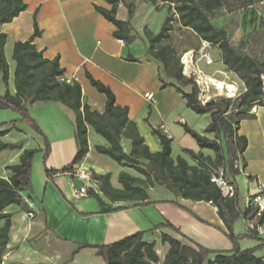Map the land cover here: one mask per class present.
<instances>
[{
    "label": "crops",
    "instance_id": "obj_1",
    "mask_svg": "<svg viewBox=\"0 0 264 264\" xmlns=\"http://www.w3.org/2000/svg\"><path fill=\"white\" fill-rule=\"evenodd\" d=\"M124 1L133 5L134 12L131 19L133 26L140 0ZM22 2L25 4V9L11 22L0 24V33L6 36L4 46L6 61L7 51L10 50L12 54L15 42H24L33 35L35 18L40 32V36L33 40L36 50L41 52L45 59H58L59 67L64 70L61 81L79 84L82 105H86L90 111L101 114L106 102L105 96L90 85L86 77L88 74L112 91L116 105L127 108L128 119L135 124L150 152L156 153L161 149L158 137L153 134V129H160L171 139V158L174 161L180 157L188 165H195L184 150L212 157L211 151L199 149L193 139L192 141L187 139V144H181L174 155L172 133L177 130L185 138L187 134L181 133L179 125L188 126L187 122L180 117V113L182 114L185 108V110L189 109L180 92L187 94L190 90L182 89L163 75L162 66L146 54L145 46L141 50H135L132 46L113 37L115 27L94 8L97 6L110 10V5L103 0H22ZM116 17L122 21L127 18V10L123 4H119ZM214 21L219 22V26L213 24L216 28L225 29L227 38L234 47L243 51L251 50L264 62V0H251L250 4L235 11L219 9L213 14L212 23ZM140 25L147 29L143 23ZM213 50L217 54V59L212 60L211 65L205 64L203 68L205 70L202 72L218 80H222L219 72H226L227 81L234 84L240 94L243 93V84L235 74L225 70L219 50L216 47ZM130 57L135 61L128 60ZM8 68L9 81V64ZM261 79L264 93V76ZM161 80L168 86L162 87ZM7 91L13 95L14 86L12 91ZM146 93L153 95L154 103L144 99ZM211 99L213 100L214 96ZM212 100L209 99V101ZM209 101L205 100L201 103ZM28 111L46 135L49 153L43 162V142L42 147L39 148L42 156L38 159L34 171H31L34 195L37 201L41 197L39 206L37 207L36 200L29 196L25 197L22 191L21 195L32 213L27 214L21 211L16 213L12 211L13 206L6 208V212L12 217L9 243L2 257V264H105L99 256H96L93 248H83L69 259L68 255L64 258L60 251L48 255L33 248L24 247L23 244L30 237L29 231L33 221H40L38 226L45 231L52 226V221L65 222L61 224L64 225L63 228L59 226L62 228H59L61 229L59 236L88 245L109 244L136 232H144L142 240L154 243V249L160 260L167 252V246L160 242L161 235L177 239L188 246L195 245L208 249L214 253L211 259L218 253H230L233 250V245L226 236V229L217 216V209L211 203L185 200L161 186L155 185L145 189L148 199L137 202V206H133L131 202L110 203L99 192L98 183L94 181L90 189L97 193L106 204L122 207L116 212L99 213L100 208L93 198L88 194L80 196L77 193L75 181L70 174L72 167L81 166L90 169L96 175L109 174L111 186L115 189L121 188L120 185L116 187L113 184L115 181L118 183L120 172H125L137 179L140 176L135 173L132 175L130 168L118 165L109 157L96 152V146L108 147V144L89 126H87L88 152L81 162L71 164L77 150L73 112L55 102H37L28 106ZM249 114L251 118L241 120L237 131L239 136L247 140L245 151L236 160L237 169L245 177L246 184L244 203L240 206L239 186L235 182L238 206L242 212L246 209L248 197L257 192V184H264V107L254 106ZM19 119L18 116L14 121ZM209 123V114L195 115L191 117L189 128L212 139L213 135L204 134ZM14 129L21 131L15 127V124H11L10 131L5 136ZM121 143L123 150L128 153L130 142L123 139ZM10 145L17 148L0 152V158L6 154V151L10 152L9 155H5V160L0 166V178L3 179H8L11 175L6 168L18 164L22 150L27 149L22 144ZM70 164L71 167L66 172L51 173L50 178L45 175V169L59 171ZM31 166L33 168V165ZM89 199L94 200L95 205L90 203ZM69 204L80 215L72 210ZM42 214L45 226L41 223ZM16 217L26 221L25 234L20 240L13 234ZM240 222L244 231L243 233L234 231V235L251 236L248 237L251 240L245 242L244 249L254 248L264 243L262 236H258L255 231L248 228L256 222L252 216L240 218ZM261 223L264 226V221ZM159 224L171 226L150 231L152 227ZM239 242H237L239 249L244 250L239 246ZM17 244L19 248L11 250ZM260 251L257 250L255 255L262 257L263 249Z\"/></svg>",
    "mask_w": 264,
    "mask_h": 264
},
{
    "label": "trees",
    "instance_id": "obj_2",
    "mask_svg": "<svg viewBox=\"0 0 264 264\" xmlns=\"http://www.w3.org/2000/svg\"><path fill=\"white\" fill-rule=\"evenodd\" d=\"M103 1L110 5L111 9L106 10L95 6V10L115 27L113 37L129 44L134 39V28L131 25L133 5L124 0ZM170 2L173 3V14L177 16L180 27L192 31L200 43L206 42L216 47L220 52L225 70L235 74L244 86V92L234 99L215 97L212 101L202 104L198 99L199 90L193 79L182 76L181 66L178 65L174 50L169 46L161 45L170 37L171 17L165 19L158 33L144 31L147 41L146 54L157 61L164 69L166 77L179 87L190 86L189 93L180 92L186 106L196 115H210V123L205 128L204 134L213 135L212 139L196 133L185 125L183 129L196 142L199 149L211 151L212 157L184 150L195 165H188L180 157L174 161L171 158V139L160 129H153V134L158 137L161 149L156 153L150 152L135 124L128 119L127 108L116 105L112 91L88 74L86 77L90 85L105 96L106 102L101 114L90 111L86 105H82L79 84L61 81L64 70L59 67L58 59H45L42 53L36 50L33 40L40 36V32L35 18L33 35L28 40L15 42L13 45L11 59L14 62L15 92L11 95L6 90L3 95H0V109L15 111L20 121L28 124L43 138V162H45L49 153V142L30 117L28 106L37 102H55L67 107L74 114L77 145L71 164L81 162L88 152L87 126H89L108 144V147L96 146V152L109 157L118 165L135 168L134 170L140 176L137 179L125 172H120L117 180L121 188L115 189L111 186L109 174H93V180L98 183L99 192L110 203L131 202L133 206H137V202L148 199L145 189L155 185L185 200L211 203L217 209V216L222 221L226 236L233 245L230 253H218L211 259L214 253L208 249L195 245L188 246L177 239L161 235L160 242L167 246V252L160 260L154 249V243L143 241L144 232L139 231L109 244H80L73 254L83 248H93L96 256H99L105 264H264L263 257L255 255L257 250L263 249L264 243L244 250L238 247L237 242L240 238L251 236L248 234L236 236L233 233L234 221L248 213L247 210L242 212L238 206L237 190L234 198L225 199L211 182V177L217 174H213L214 169L224 165L222 170L225 177L235 184V176L239 174L235 161L247 146L246 138L237 134L239 123L241 120L251 118L249 111L252 107H264L261 79L264 76V62L253 51H243L234 47L229 42L225 29L216 28L212 23L215 11L222 8L235 11L250 4L251 0H170ZM119 4H123L127 10V18L123 21L116 17ZM24 9L25 4L22 0H0V24L11 22ZM5 41L6 36L0 33V77L2 82L7 84L9 68L4 57ZM197 49L191 50L195 52ZM128 60L135 61L131 57ZM161 83L162 87L168 86L162 80ZM14 122L12 121L11 124ZM9 131V129H0V137L5 136ZM123 139L130 142L128 153L123 150L121 143ZM14 148L17 147L0 144V152ZM35 153L34 149L22 150L18 164L6 168L11 173L10 177L0 178V264L9 243L11 228L12 215L6 212V208L16 206L21 212L32 213L21 192L31 190L30 172ZM71 164L59 171L45 169V175L50 178L51 173L66 172ZM87 194L97 202L100 208L99 213L108 214L122 209V207L106 204L92 189H89ZM165 226L171 225H155L150 231Z\"/></svg>",
    "mask_w": 264,
    "mask_h": 264
},
{
    "label": "rangeland",
    "instance_id": "obj_3",
    "mask_svg": "<svg viewBox=\"0 0 264 264\" xmlns=\"http://www.w3.org/2000/svg\"><path fill=\"white\" fill-rule=\"evenodd\" d=\"M168 17H171L172 19V22H171L172 31L170 32L169 39L162 42L161 45L169 46L174 50L175 58L178 61V65L181 66V74L185 78H188V77L185 74L181 61L185 54H188L190 51H192L191 49L198 48L193 54V65L191 68L198 67L201 71H204L205 69L203 70V68H205L204 67L205 62H204V59H200L201 53L199 52L202 42L200 43V41L196 38V36L192 33V31H190L189 29L180 27L178 20H177V16L173 14V3H171L170 0H166V1L140 0L139 7H137L136 9V17L133 21L134 39L128 45L132 46L135 50H141L144 48V46L146 48L147 41L144 36V31L148 30L149 32L151 31L153 34L158 33L165 19ZM140 23H143L145 26H147V29L143 28L140 25ZM218 23L219 22L214 21L213 24L215 26H219ZM213 48L214 46L209 45L208 47L205 48V53L209 54L212 60H216L217 54L215 53ZM6 62H8L10 66V80L8 81V84H4L0 77V95H3L6 90H10V91L13 90L14 62L11 59L10 50L7 51V61ZM162 73L163 75L166 76L163 68H162ZM190 78L193 79L192 75ZM180 87L182 89L191 90L190 86L189 87L180 86ZM210 93L222 95V97H224L225 92L221 93L220 91H216L214 88H210ZM185 109L184 111H182V114L180 113V117L183 118L184 121L187 122L188 124L187 127L189 128L191 117H195L196 114L190 109H187V110ZM18 116L19 115L11 109H0V127H1L0 129L1 130L9 129L11 127L12 121H14V119H16ZM31 118L33 119V117ZM14 124H15V127L19 128L21 131L19 132L16 129H14L8 136L0 137V144H9V145L10 144H22L27 149L36 150V153L32 159L33 168L31 166V171H34L35 169L34 167L35 165H37L38 159L42 156V152L39 151V148H41L43 145V138L39 134H37L28 124H26L23 121L17 120L16 122H14ZM179 127L181 129L180 131H182L181 133H183V135H186V133L184 132L183 126L179 125ZM172 134L174 136V139L172 140V145H173V150H174V155H175V153L179 150V146L181 144L182 145L187 144V139L192 141V138L188 134L185 136V138L182 137L181 134L177 130L173 132ZM5 153L6 154H4V156L0 158V166L2 162L5 160V157H6L5 155H9L10 152L6 151ZM223 166L224 165H219L217 168H215L213 174L218 173L223 168ZM130 169L133 171V172L130 171L132 175L138 174L134 170L135 168H130ZM34 176H35V173L33 177ZM30 180H31V172H30ZM235 182H236V185L239 186V191H240L239 205L243 206L244 196L246 195V184H245V177L242 175V173H239L235 176ZM113 184L116 187H119V184L117 183V181L113 182ZM23 194L25 197L29 196L33 200H36L35 201L36 205L37 207L39 206V201L41 197H39L37 201L36 199L37 197H35L34 195L32 182H31V190L30 191L26 190L23 192ZM89 200H90V203L95 205L94 200L92 199H89ZM69 205L72 210H74L78 215H80V213L77 210H75L71 204ZM12 211H15L16 213L20 212L16 206H13ZM40 219H42L41 223L43 224V226H45V221H43L44 220L43 214L40 216ZM38 222L40 221H33L32 228L29 231L30 237L27 241H25L23 246L33 248L40 252L46 253L48 255H51L52 253L60 251L64 258L68 255L69 256L68 258L70 259L71 256L73 255V252L79 247L81 243H77L73 240L67 239L66 237L59 236V233H60L59 231H61V229L64 227V225L62 226L61 224H64L65 222L60 223V221H52L51 222L52 226H49L47 231H45L44 229L42 230V228L40 229V227L38 226ZM25 225H26V221H22L19 217L15 218V221H14L15 231L13 232V234L15 235V238H19L20 240V238L24 236L25 234L24 226ZM59 226H62V228ZM232 229H233V232L239 231L243 233L244 228H243L242 223L240 222V219H237L236 221H234L232 225ZM239 240L244 241V242L238 241L239 246L244 249L245 242L251 239L244 236L240 238ZM18 248H19V244L14 245L11 250L13 249L17 250Z\"/></svg>",
    "mask_w": 264,
    "mask_h": 264
},
{
    "label": "built area",
    "instance_id": "obj_4",
    "mask_svg": "<svg viewBox=\"0 0 264 264\" xmlns=\"http://www.w3.org/2000/svg\"><path fill=\"white\" fill-rule=\"evenodd\" d=\"M201 47L199 49V52L201 53L200 59H204V62L206 65L212 64V59L209 54L205 53V48L209 46L208 43L202 42ZM188 56V72L185 73L188 78L193 77V81L195 85L197 86L199 90L198 99L201 102H204L205 100L211 99V97H222V95H217L214 93H210V88H214L216 91V87L214 84L210 81L211 79L207 77L198 67L197 68H191L193 65V54L194 51H190ZM186 55V54H185ZM184 55V56H185ZM184 58V57H183ZM182 65L183 69L185 71L186 65L183 63L182 59ZM219 74L222 76V82L227 83L224 85L225 89L221 91L225 92L224 97L234 99L240 95V93L237 91V88L234 84L228 82V77L226 72H219ZM208 79V81L206 80ZM213 81H216L218 79L213 78ZM228 86L232 88L231 93H229ZM220 94V93H219ZM230 94V96H229ZM144 99H146L150 103H154V97L151 93L144 94ZM166 131V130H165ZM235 167L236 161H235ZM70 174L75 181V189L77 190V193L80 196H85L91 188V185L94 183L93 180V173L90 169L82 168L81 166H74L71 168ZM211 182L214 183V185L219 189V192L221 196L225 199H232L236 195V186L233 182H231L229 179H227L224 175V171L221 169L216 175L211 177ZM248 213L241 217L243 219L246 218L247 215L252 216V218L256 221L255 224L249 225V229L252 231H255V233L258 236H262L264 238V226L260 222V219L263 216L264 213V184L258 183L257 184V192L246 200V209ZM262 221H264V217L262 218ZM263 260H264V246H263Z\"/></svg>",
    "mask_w": 264,
    "mask_h": 264
},
{
    "label": "bare ground",
    "instance_id": "obj_5",
    "mask_svg": "<svg viewBox=\"0 0 264 264\" xmlns=\"http://www.w3.org/2000/svg\"><path fill=\"white\" fill-rule=\"evenodd\" d=\"M188 56H189V54H186L184 56V58H183V63L186 65L185 73L188 72V60H187L188 59ZM207 77H209V76H207ZM209 78L211 79L210 81L214 84V86L216 87V89L218 91L221 92L223 89H225L224 85L227 84V83H223L221 80L213 81L212 80V77H209ZM206 80L208 81V79H206ZM228 90H229V93H231L232 88L230 86H228ZM229 96H230V94H229Z\"/></svg>",
    "mask_w": 264,
    "mask_h": 264
},
{
    "label": "water",
    "instance_id": "obj_6",
    "mask_svg": "<svg viewBox=\"0 0 264 264\" xmlns=\"http://www.w3.org/2000/svg\"><path fill=\"white\" fill-rule=\"evenodd\" d=\"M206 103H208V102H205L204 104H206Z\"/></svg>",
    "mask_w": 264,
    "mask_h": 264
}]
</instances>
